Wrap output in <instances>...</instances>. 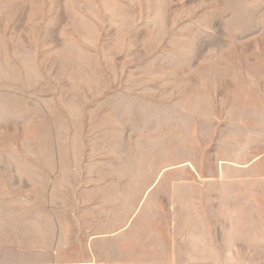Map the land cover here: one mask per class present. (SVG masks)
<instances>
[{"label":"rangeland","instance_id":"obj_1","mask_svg":"<svg viewBox=\"0 0 264 264\" xmlns=\"http://www.w3.org/2000/svg\"><path fill=\"white\" fill-rule=\"evenodd\" d=\"M20 263L264 264V0H0Z\"/></svg>","mask_w":264,"mask_h":264},{"label":"crops","instance_id":"obj_2","mask_svg":"<svg viewBox=\"0 0 264 264\" xmlns=\"http://www.w3.org/2000/svg\"><path fill=\"white\" fill-rule=\"evenodd\" d=\"M7 206L9 210H15L17 212H19L21 214L20 216V225H21V230L19 232H21V234L27 233L26 227L30 225V223H33L34 225H38L42 223L43 219L41 217H43L42 215H40L39 213L45 210L46 207H49L50 205H4ZM29 206H31L33 208V210H29ZM53 208V207H51ZM40 210V212H39ZM34 211V213H33ZM31 212V213H30ZM40 215V218H38V216ZM31 218V219H29ZM40 219V220H39ZM43 224V223H42ZM25 227V228H23ZM22 244V243H21ZM20 244V255L21 252L24 253V247H22V245ZM23 264V263H20Z\"/></svg>","mask_w":264,"mask_h":264}]
</instances>
